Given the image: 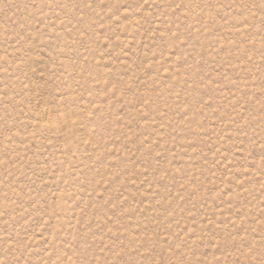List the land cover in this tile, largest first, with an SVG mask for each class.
I'll return each instance as SVG.
<instances>
[{
  "label": "rangeland",
  "instance_id": "rangeland-1",
  "mask_svg": "<svg viewBox=\"0 0 264 264\" xmlns=\"http://www.w3.org/2000/svg\"><path fill=\"white\" fill-rule=\"evenodd\" d=\"M0 264H264V0H0Z\"/></svg>",
  "mask_w": 264,
  "mask_h": 264
}]
</instances>
